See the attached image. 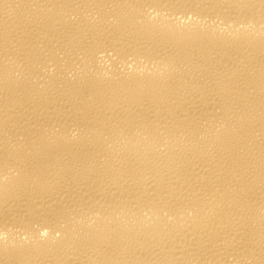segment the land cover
<instances>
[{"label": "bare ground", "instance_id": "obj_1", "mask_svg": "<svg viewBox=\"0 0 264 264\" xmlns=\"http://www.w3.org/2000/svg\"><path fill=\"white\" fill-rule=\"evenodd\" d=\"M0 264H264V0H0Z\"/></svg>", "mask_w": 264, "mask_h": 264}]
</instances>
